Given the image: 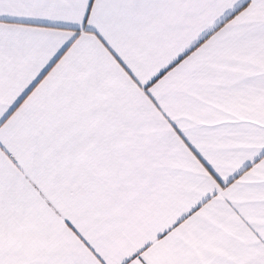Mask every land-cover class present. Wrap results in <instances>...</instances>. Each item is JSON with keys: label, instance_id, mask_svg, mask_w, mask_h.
I'll return each mask as SVG.
<instances>
[{"label": "snow or ice", "instance_id": "snow-or-ice-1", "mask_svg": "<svg viewBox=\"0 0 264 264\" xmlns=\"http://www.w3.org/2000/svg\"><path fill=\"white\" fill-rule=\"evenodd\" d=\"M0 264H264V0H0Z\"/></svg>", "mask_w": 264, "mask_h": 264}]
</instances>
